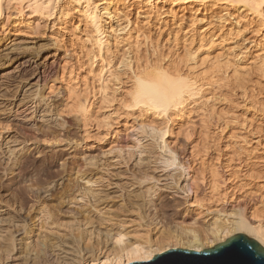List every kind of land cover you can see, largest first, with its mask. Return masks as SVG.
<instances>
[{
  "label": "rangeland",
  "instance_id": "374dc122",
  "mask_svg": "<svg viewBox=\"0 0 264 264\" xmlns=\"http://www.w3.org/2000/svg\"><path fill=\"white\" fill-rule=\"evenodd\" d=\"M13 2L0 4V157L6 154L11 160H0L4 170L0 169V204L9 199L24 202L20 217L27 223V210L37 208L39 200L48 207L59 204L63 211L70 209L69 203H78L77 188L84 186L76 181V173L85 171H106L110 184L137 191L141 186L131 178L116 183L112 175L126 172L127 177L136 169V150L148 143L151 153L142 157L147 155L148 170L164 179L167 171L154 170L161 150L152 134L165 131L163 139L177 158L172 170H185L189 177L195 173L194 186L185 177L194 194L174 199L169 195L172 205L159 212L150 210L142 219L135 212L121 216L131 227L128 230L158 220L150 244L156 250L195 245L189 230L198 235L203 249L216 245L217 240L204 232L214 220L229 225L242 217L264 230V75L259 71L264 62V20L259 12L263 6L258 14L233 0L185 4L159 0L150 5L92 0L102 33L103 44L98 47L99 36L73 9V1L61 18L56 8L48 17L33 16L24 8V24L14 22L19 5ZM210 64L221 65V70L216 73ZM159 65H177L183 75L201 79L200 90L197 86L198 93L182 111L165 116L126 107L134 72ZM205 70L211 72L203 76ZM236 74L248 79L235 82ZM207 75L206 81L202 79ZM68 85L78 90L80 102L86 100L90 120L85 129L78 114L66 112ZM120 156L127 164L118 162ZM37 187L51 192V199L42 191L39 200L26 194ZM98 187L107 192L118 189ZM104 227L110 228L108 223L98 224L101 232Z\"/></svg>",
  "mask_w": 264,
  "mask_h": 264
},
{
  "label": "bare ground",
  "instance_id": "6f19581e",
  "mask_svg": "<svg viewBox=\"0 0 264 264\" xmlns=\"http://www.w3.org/2000/svg\"><path fill=\"white\" fill-rule=\"evenodd\" d=\"M11 1L16 2L19 7L22 6L20 11L18 7L19 16L14 21L18 24H24V22H26L23 17L21 18V11L24 8L25 11H28L33 16L38 15V17H48L53 15L56 8L59 15L58 17L61 18L66 14L64 11H66L67 4L73 1V9L78 10V13L82 15L85 21L92 25L94 32H96L99 36L96 41L98 47L103 44L101 38L102 33L99 27V16L97 15V7L94 4V6L92 5V0H83L81 4L79 1L82 0H61L60 3V0H10V2ZM113 1L117 2V0ZM135 1L150 5L152 2H158L159 0ZM175 1L185 4L190 2H204L206 0ZM233 1L245 4L249 7V9L252 8V11H256V13H258V8L260 9L259 6H261V8L263 6L262 10H259V12L262 16V20H264V0ZM1 2L2 0H0V4ZM56 4L58 5L56 6ZM107 15H109V13H107ZM218 62L216 61L217 64ZM220 66L211 65V67L216 69V73L221 70L219 68ZM210 69L212 70V68ZM207 70L203 71V76L211 72L210 70V72H206ZM259 71L261 75H264V62L259 67ZM133 75L130 88L127 92L128 98L126 107L138 108L139 110L152 115L165 116L169 113H178L182 111L188 99L196 95L198 93V89L200 90V87L197 85V81L200 84L201 81L199 82V80L201 79L196 81L193 77H187V74L183 75L177 65H170V67L167 68L159 65L158 67L134 72ZM220 77L216 78L220 79ZM233 77H235V82L240 84L248 79L245 76L237 74ZM207 78L208 75L202 79L206 81ZM209 78H211V76H209ZM208 81L210 82L209 79ZM219 82H221V79L217 81L218 84ZM197 86L199 87L198 89ZM103 93H105V91ZM66 96L65 107H68L66 112L78 114L80 123H82V127L85 129V126L87 125L86 121L88 120V116L90 114L88 106L85 102L86 100L84 102L79 101L78 90L74 85H68L66 87ZM68 100H70V102H67ZM103 101L107 102L108 100L106 101L105 99ZM149 126L148 128L151 130L153 127ZM164 134L165 131L164 133L159 131L157 135L155 133L152 134L157 137L154 139L155 142L156 140L159 141L157 145L159 150H161L158 157L154 159V170H159L160 172L167 171V173L163 175L164 179H160L159 176H156L153 172L149 171L146 166V164L149 163L146 161L147 155L144 157H142V155H149L151 153L149 150L151 145L148 143H142L139 148L137 147L138 150L136 151L137 154H139V157H137L138 159L136 160L135 156L136 169L129 171L130 174L127 175V177L126 172L112 175L116 178V183H119V181L123 179L126 180L131 178L132 181H135L136 184L141 186V188L139 187L137 191L128 190L125 186L120 184H110L112 183V179L106 171H98L94 173L85 171L79 174L76 173V181H83L84 186L83 188H77L76 190L78 191V203L72 204L73 202L69 203L67 201L69 205L72 206H70V209L68 208L63 211V208L61 209L59 204L49 207L47 204L44 205V202L41 204L42 201L39 200L40 195L47 194L45 198L48 196V198H50L52 196L51 192L49 194V191L44 189L45 187L41 190L37 187L38 189L35 191L32 190L33 188L26 190V194L29 197L39 200L37 201V203H39L37 208L33 209L30 207V209L27 210L26 216H29L28 223L20 217L21 212L24 210V202H18L17 200L12 201L9 199L4 201L3 204H0V264H12L21 258L24 260V264H128L132 261L145 262L151 260V258L156 254H160L169 249H177L176 246L171 248L166 247L161 250H156L155 248V250L151 249V235L158 227V220L151 219L148 224H137L133 230H128L131 227H127V221L120 219L121 216L131 214L133 212L137 214L139 219H142L150 210L155 212L164 210L162 207L164 208L168 203H173L174 197L187 198L190 193L194 194L193 186L196 183L194 179L195 173L193 174L192 172L189 177V173L185 170H181L179 173L173 172L172 169L177 166V158L173 151L171 152V150H169L168 145H166V140L163 139ZM152 139L153 138H151V140ZM136 142L140 143V140H136ZM5 155L6 154L0 157V160L4 163L5 161L6 163L8 161L10 162V157H5ZM118 160V162L122 161L121 163L127 164L125 157L120 156ZM5 166L3 168H5ZM0 169L3 170L2 166ZM186 176L189 177V180H191L193 185L190 189H188L186 185L187 183H185ZM160 183L164 184L160 185ZM182 183L184 184L182 185ZM102 185H115L118 189L107 192L96 188ZM131 185L132 184H130V186ZM3 188L4 187H2V190L7 192L8 188ZM41 191L42 194H40ZM169 195H171L173 199H171V196L169 198ZM115 199L119 200V204L114 201ZM43 201H45L44 198ZM31 212L33 216L30 215ZM5 215L6 217H4ZM238 215L239 214H237V216ZM105 223H108L110 228L104 227V232H101L98 229V224ZM225 223L214 220L211 224H208L204 228L205 231H203L207 232V235L211 236L214 240H217V244L224 242L227 238L233 236V233H245L249 236H255V239L258 238L257 242L264 247V230H262L261 227H252L242 217L232 220L229 225ZM130 233L132 235L131 239L128 237ZM189 234L192 235L190 239L194 240V243L196 244H191L188 247H186V245V248L182 247V249L196 252L203 250L202 246H199L198 235L192 230H189ZM20 235L23 236V239H17ZM32 235L37 236L35 241L31 238ZM20 253H22V257L18 256Z\"/></svg>",
  "mask_w": 264,
  "mask_h": 264
},
{
  "label": "water",
  "instance_id": "95a60500",
  "mask_svg": "<svg viewBox=\"0 0 264 264\" xmlns=\"http://www.w3.org/2000/svg\"><path fill=\"white\" fill-rule=\"evenodd\" d=\"M131 264H264V247L244 234L201 251L169 249L151 260Z\"/></svg>",
  "mask_w": 264,
  "mask_h": 264
}]
</instances>
